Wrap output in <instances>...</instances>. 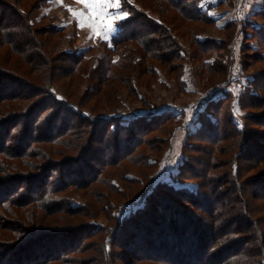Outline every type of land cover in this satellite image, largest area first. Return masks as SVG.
<instances>
[{
    "label": "trees",
    "instance_id": "16d2710c",
    "mask_svg": "<svg viewBox=\"0 0 264 264\" xmlns=\"http://www.w3.org/2000/svg\"><path fill=\"white\" fill-rule=\"evenodd\" d=\"M2 2L10 5L7 7L15 20L0 12V58L20 63L26 75L14 79L0 69V109L3 111L0 113V175L5 176L0 177V215L19 216V211L24 209L53 214V208L68 213L73 220L66 218L65 222L69 225L66 230L43 229L40 224L35 226L34 223L33 226L19 228V221L12 223L18 229L15 233L17 241L12 244L0 243V264L7 256L9 261L6 264H117L122 252L116 257L115 248L136 253L131 256L135 257V263L264 264V133L248 130L247 124L239 126L233 109L236 96L232 91L224 87L220 96L207 101L195 120L198 124L196 131L188 135L186 145L191 148L192 141L207 145L203 149L202 146L195 147L202 149L201 156L193 161L201 165V170L189 168L190 159L176 175L181 183L195 180V189L179 188L166 182L156 184L152 179L154 173L148 182L143 180L152 173L147 172L148 168L158 167L157 161L160 159L142 157L139 151L147 144L150 133L175 122L176 116L172 111L149 110L132 116H103L85 113L80 108L95 99L104 86L109 88V94L115 96L118 84L122 83L124 69L127 70L130 64L131 68H144L148 73L155 66L152 62L147 63L146 59L154 58L166 64L185 58V52L174 41L163 20L151 18L138 6L122 0L121 9L128 13V17L118 23L119 30L111 39V44L105 45L104 56L92 67L87 55L90 51L57 53L58 48L52 37L60 30L55 26H41L46 19L44 16L35 19V14L46 7L45 0H0L1 6ZM20 2H24L23 8ZM159 2V11L171 9L184 21L206 26L215 23V19L203 8L204 0ZM263 15L264 12L256 17ZM139 19L144 24H134ZM248 29L253 33L255 31L253 26ZM22 34L27 36V40L22 39ZM44 34L49 37H44ZM263 36L260 37L264 42ZM207 40L196 37L195 47L202 54H208L211 47L216 48L218 43ZM128 42L137 44L132 55L136 56L138 50H142L138 60L126 59L123 48ZM167 48L169 52L166 54L163 51ZM114 55L118 57L114 58ZM14 57H17L16 60ZM261 60H264V55ZM66 61L68 65L63 68L57 66ZM205 64L210 72L220 75L223 82L229 85L233 59L223 66L222 60L216 59L212 62L205 60ZM120 69L123 72L116 74ZM57 71L62 72L58 77ZM84 74L89 77L94 75L99 89L98 92L88 89L85 97L81 98L71 89L77 87ZM31 76L36 78L31 79ZM66 78L70 80L68 85L63 81ZM56 81L65 83L69 90L63 98H59L54 91ZM9 83H16L21 89L28 90L29 94L17 91L9 94ZM106 97L108 101L114 98L110 95ZM238 102L242 109H254L257 114L264 112V72L253 75L249 89L240 94ZM16 113H19L20 120L15 121ZM263 124L256 123L264 127ZM225 126L228 130L223 128ZM108 135V147L114 149V154L109 161L99 164V170L91 168L86 159L96 145L103 144ZM172 135L168 139L167 150L171 147ZM41 146H48L59 157V160H54L56 164L43 167L39 160L33 159L39 156L49 159L50 153ZM227 146L230 147L228 151ZM184 151L187 152L186 148ZM223 151L231 152V160L220 159ZM123 160L133 162L136 167L143 166L146 171V174H141L142 170H139L142 180L130 175L125 177L131 186L137 185L135 190L131 189L136 192L132 205H135V199L142 200L140 205L121 217L118 213L120 205H114L105 192L96 193L97 204L106 202L102 212L114 211L107 215L109 224L104 226L93 221L83 228H75L74 225L81 219L93 220L95 217L89 214L90 207L74 205L71 199L60 194L100 183L105 170ZM79 165L81 171L82 167L87 171L85 174L78 169ZM225 166L230 167L224 171L217 170ZM40 182L42 185L39 186ZM12 183L18 184L17 189L8 193L5 190ZM111 186L115 193H123L114 184ZM154 196V200L158 198L160 202L151 206L150 201ZM31 215L33 219L34 214ZM36 219L39 218L36 216ZM12 224L9 222L5 227L11 228ZM86 230L89 232L85 238L99 237L94 246L96 255L74 263L70 255L87 250V244L81 242L84 235L80 234ZM76 235L81 237L76 241L79 244H71ZM131 257L125 260V264H133Z\"/></svg>",
    "mask_w": 264,
    "mask_h": 264
},
{
    "label": "rangeland",
    "instance_id": "374dc122",
    "mask_svg": "<svg viewBox=\"0 0 264 264\" xmlns=\"http://www.w3.org/2000/svg\"><path fill=\"white\" fill-rule=\"evenodd\" d=\"M9 1L13 2V0ZM27 1L30 0H26V2ZM129 2L133 4L132 6H138L141 12L148 13L151 18L162 19L174 41L181 50L185 52V58L183 60L177 59L170 62L168 61L166 64L154 58L146 59L148 60L147 63L152 62L155 66V69L148 73H145L146 71L144 68L135 70L131 68V64L128 65V69H124V75H122L123 78H121L122 83L118 84V90L115 92V96L111 95V93L109 94V88H106V86H104L99 93L97 91V89H99V86H97V79L94 75L89 77V75L86 74H84L82 81L77 87H73L71 91H75L76 95L81 98L85 97V93L88 89L90 92H94L95 90L98 92V96L95 99H91L86 105L83 104L82 107H80L85 113L103 116H132L145 113L149 110L172 111L176 116L175 122L165 125L158 131L150 133L147 137V144L142 146L139 151V155H142V157L160 159L157 161L158 167L152 166L148 168L147 172L152 173L147 176V179L143 178V180L145 183L148 182L154 173L152 179H154L156 184L166 182L168 184H174L175 187L179 188L188 187L190 189H195L197 186L195 180H188L185 183H181L176 179V175L181 172L183 168L182 165L188 164L190 159L192 162L191 165L188 166L189 168L192 167L197 171L202 169L201 165H196L193 161L201 156L200 150L207 145H198L196 141H192L194 143H192L193 147L191 148L190 145H186L189 140L188 135L196 131L198 127L195 121L197 120L198 112L205 107L207 101L220 96L224 87L225 90L232 91L236 96L233 109L235 120L239 126L247 124L248 130L251 129L264 133V127L262 125H256L257 122L264 123V118H261L264 116V112L257 114V111L254 109H242L238 102L240 94L245 91V89H249L253 75L264 72V60H261L264 55V42L260 37L264 35V15L261 18L256 17L257 14H262V12H264V0H204L203 8L215 19L214 24L207 26L199 22L184 21L183 17L171 9L169 11H159V6L161 4L159 0H129ZM45 3L47 4L46 7L43 8L41 12L35 14V19L38 20L41 19V16H44L46 19L43 20L41 26H55L60 30L59 34H55L53 37L51 36L53 42L57 45V53L90 51L87 55L88 58L91 59V66L92 64H97L104 56V52L106 51L105 45L111 44V39L104 40L98 36L89 38L92 35L91 30L88 27H78L77 20L69 11V8H71L74 11L82 10L87 13L88 9L83 4L77 3L76 0H62V2L45 0ZM20 4L22 8L25 6L24 2H20ZM7 6L10 5L7 2H2V6L0 5V12L5 14L8 18L10 17L15 20L12 11ZM110 11H115V9H110ZM121 11L123 10L121 9ZM125 19H117L114 21L117 31L114 32L112 36H114V34L116 35L119 30L118 23ZM143 22V20L139 19L134 24H144ZM252 26L255 28L254 33L248 29ZM101 31H103L102 28ZM197 36L208 39L207 41H218L219 44L217 43L218 46L216 45V48L211 47L212 49L208 54H202L195 47ZM21 37L27 40V36L24 34H22ZM44 37L48 38L49 35L46 36V34H44ZM31 46L30 48L33 49V45ZM134 46H137L135 42H128L123 48V52L128 61L131 58L132 61L134 59L138 60L139 53H143L142 50L139 49L136 56L132 55L131 53L135 51ZM221 46L224 47V49H218V47ZM163 52L167 54L169 52L168 48ZM232 54L233 57L231 56ZM117 57V55H114V58ZM16 58L14 57V60H16ZM214 59L217 61L222 60V66L225 65L227 61L233 59L231 72L229 74V85L223 82L220 75L215 72L212 73L207 69L205 60L212 62ZM64 65H68V62H64L63 65L62 63H58L57 66L63 68ZM0 66V69L4 71L8 77L20 79L26 75V70H21L20 66L22 65L20 63L17 64L14 63V61L9 62L4 58H0ZM122 72L123 70L120 69L116 74H121ZM61 73V71H57L56 76H60ZM34 78L36 77L31 76V79ZM63 81L68 85L67 82L70 80L66 78ZM65 83L56 81L53 84L54 91L59 98H63L64 95H67L66 91H69ZM8 88L7 91L9 94L14 91L25 95L29 94L28 90L21 89L16 86V83L11 84ZM252 92L254 94L256 93L254 90ZM107 95L115 99L113 98L108 101L106 99ZM0 113H3L1 109ZM256 115H258V117H255ZM18 117H20L19 113L14 114L15 121L20 120ZM223 128L228 130L226 126ZM171 135V147L167 150L168 139ZM109 136L110 135L105 138L102 145H96L88 159H86L87 164H89L91 168L99 170V164H101L102 161H109L112 154H114V149L108 147L110 146ZM196 146H202V149H196ZM223 146H226V144ZM39 147L40 145L38 144L37 148ZM41 148H44L45 151L50 153L49 159L42 156L33 159L39 160V164L43 167L50 163L56 164L54 160H59V157L56 156L54 152H51L48 146H41ZM184 148H186L187 152L184 151ZM229 148L230 147L227 146L226 150L228 151ZM225 152H222L223 155L221 154L220 159L231 160V152ZM15 162L20 163V161L17 160H15ZM229 167L230 166H225L217 168V170L224 171L228 170ZM189 168L187 170L188 173H190ZM78 169L81 171V165L78 166ZM139 170H142L141 174H146L143 166L136 167L133 162L123 160L115 166L108 167L103 173V180L100 183L98 182L90 187L88 186L92 190L95 189L94 192H92V190L89 191L90 189L87 187V189L71 190L73 192L60 194V196L71 199L74 205L90 207L89 214H93L95 217L93 220H88L87 218H84V220L81 219L74 225L76 226L75 228H83L87 223L93 221L99 222L104 226L109 224V217L107 215H110V213L112 214L114 211L111 210L108 213L102 212V206H105L106 202L97 204V198L95 197L96 193L105 192L112 198L114 205H120L118 213L121 217L128 215L132 209L138 207L142 200L135 199V205H132V202H134L132 200L135 198L134 194L136 192L131 191V189L135 190L137 185L135 187L134 185L131 186L130 182H128L125 177L126 175H130L131 177H137L142 180ZM85 171L84 167H82L81 172L85 174ZM250 174V176H252L254 172ZM2 176L3 175H0L1 178ZM111 184L117 186L123 193L117 194L112 191ZM38 185H42L41 182ZM17 186L18 184L12 183L5 191H9L8 193L14 192ZM154 198L155 196L150 201L151 206H155L157 202H160L158 198L155 200ZM51 209L53 214L44 213L42 212L43 210L32 212L30 209H24L19 211L21 213H19V216L0 215V222L2 225L4 224L3 226L0 225V243L12 244L17 241L15 233L18 229L12 224L16 223V221L20 223V225L17 226L19 228L24 227V225L33 226L34 223V225L36 224L37 226L40 224L43 229H68L69 225L65 220L69 218L68 220L70 221L72 217L68 213L58 212L57 209L53 208ZM31 214H34L33 219L31 218ZM35 214L39 219H36ZM9 222L12 224V227H5ZM88 232L89 231L86 230L84 233L80 232V234L84 235L85 238ZM25 237L26 236L22 239ZM80 238L79 235H76V237L71 240V242L74 241L71 244H74ZM84 238L83 240L81 239V242L87 244L85 246L87 250L83 253H72L70 256L71 259L73 258L72 261L74 263L89 260L93 255H96L94 246L98 242L99 237ZM78 242H76V245L79 244ZM65 245L63 247H65ZM114 252L116 257H119L118 255L122 252V256L117 264H125L127 258L136 255L134 252H126V250L123 251L119 248H115ZM140 254L141 253H139V255ZM7 257L2 264L8 263L6 262L9 261ZM131 261H133V264H151L147 261L135 263V257H131ZM52 264H59V262H53Z\"/></svg>",
    "mask_w": 264,
    "mask_h": 264
},
{
    "label": "snow or ice",
    "instance_id": "6c2138e0",
    "mask_svg": "<svg viewBox=\"0 0 264 264\" xmlns=\"http://www.w3.org/2000/svg\"><path fill=\"white\" fill-rule=\"evenodd\" d=\"M54 2H62V0H54ZM76 2L83 4L88 9L87 13L82 10L74 11L71 8L69 11L77 20L78 27H88L91 30L92 35L89 38L98 36L101 39L110 40L112 34L117 31L114 21L123 20L128 15L121 11L122 0H76ZM123 2L128 3L129 0H123Z\"/></svg>",
    "mask_w": 264,
    "mask_h": 264
},
{
    "label": "crops",
    "instance_id": "0c3cea01",
    "mask_svg": "<svg viewBox=\"0 0 264 264\" xmlns=\"http://www.w3.org/2000/svg\"><path fill=\"white\" fill-rule=\"evenodd\" d=\"M115 35V34H114ZM113 37V36H112ZM112 37H111V39H112Z\"/></svg>",
    "mask_w": 264,
    "mask_h": 264
}]
</instances>
